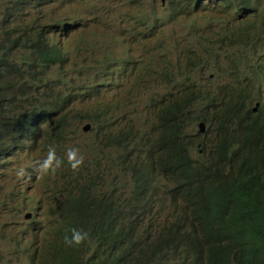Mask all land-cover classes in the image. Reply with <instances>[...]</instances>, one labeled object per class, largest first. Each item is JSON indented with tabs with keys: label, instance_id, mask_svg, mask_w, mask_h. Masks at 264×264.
<instances>
[{
	"label": "trees",
	"instance_id": "trees-1",
	"mask_svg": "<svg viewBox=\"0 0 264 264\" xmlns=\"http://www.w3.org/2000/svg\"><path fill=\"white\" fill-rule=\"evenodd\" d=\"M54 1L11 0L0 13V160L26 144L48 148L71 119L94 125L102 140L109 141L106 131L116 127L114 121L104 123L105 104L90 103L101 95L100 88L111 86L113 73L91 66L96 58L98 64L110 61L109 47L96 51L88 68L102 84L86 79L89 85H78L61 77L79 48L64 49L60 38L68 24L46 20L40 11ZM153 2L131 3L132 30L141 38L156 33ZM198 7L217 8L227 22L217 18L213 34L195 38L186 50L185 78L178 85L188 84L160 101L149 148L127 157L137 135L126 127L121 134L110 131V146L122 150L116 158L92 171L89 162L85 176L68 163L69 170L63 166L62 191L68 193L52 209L58 220L49 226L52 235L28 256L35 253L33 264H264V89L256 83L262 65L255 62L264 45V0H183L174 18ZM19 15H28L24 27L16 21ZM139 40L131 34V43ZM163 64L159 76L172 83L171 62ZM209 64L212 74L244 86L237 98H219L207 76L195 85L193 75L209 70ZM255 103L260 104L256 113ZM54 119L59 121L56 138L46 131ZM198 122L206 128L202 135L193 133ZM195 138L202 148L197 157L192 155ZM73 227L89 231L91 241L67 247L63 238ZM21 242L13 240L16 248Z\"/></svg>",
	"mask_w": 264,
	"mask_h": 264
},
{
	"label": "rangeland",
	"instance_id": "rangeland-1",
	"mask_svg": "<svg viewBox=\"0 0 264 264\" xmlns=\"http://www.w3.org/2000/svg\"><path fill=\"white\" fill-rule=\"evenodd\" d=\"M10 1L0 0V13L5 11ZM137 1L55 0L40 9L46 13V20L68 24V28L63 32L64 35L60 38L61 46L70 53L75 44L79 48L77 53L70 55L69 65L63 70L61 77L76 79L78 85L82 83L89 85V82L98 80L93 78V73L88 71V68L95 52L102 51L106 46L109 47L110 61L98 64L100 61L96 58L91 66L100 67L103 74L106 64H111L114 74L108 82L113 87L121 82L124 84L121 88L123 91L114 93L100 88L101 95L91 98L90 103L94 107L100 104L108 107L109 111L104 116V123L114 121L116 124L114 130H125L126 127L135 130L137 145L132 150L128 148L125 151L127 157L131 154L136 155L140 150L145 152L154 140L156 135L154 114L159 107V101L169 92L185 90L183 86L166 88L159 83L158 73L166 65H162L163 61L165 63L170 61L171 66H168V69L175 71L177 66L173 65L174 61L186 62L188 56L186 50L191 48L195 38L204 39L206 36H211L216 19L220 18L217 8L212 11L197 9L191 14L174 18V14L179 10L176 4L183 0H172L171 7L164 10L156 7L153 2L157 17L153 25L156 27V33L151 38H141L132 30L136 15L131 3ZM159 3L157 0L156 5L159 6ZM27 16L16 17L21 27L25 26ZM130 17L133 18L132 23L129 21ZM131 34L140 37V40L131 43ZM114 61H117L116 64H113ZM218 64L225 66L222 62ZM209 66L211 69L214 67L213 64ZM75 68H78V73ZM55 73L53 71V74ZM86 79L89 82H84ZM136 82H139L140 92L133 93L128 102L126 91L135 86ZM118 103H120L119 108ZM78 108L82 113L86 111L80 103ZM83 125L74 130L75 134L70 137L73 143L81 146L82 149H78L84 156L89 154L86 148L90 142V134L81 132ZM39 129L41 131L42 126H39ZM68 147L67 144L62 149L64 154ZM118 155H120L118 150L105 149L102 154L95 153L92 157L88 156L87 160H90L92 171L100 166L102 161L116 158ZM45 157L42 147L36 143L32 147L28 145L20 155L10 158L9 164L5 159L0 161V264H33V255L40 251L49 238L52 229L49 226L54 227L58 223L52 209L66 197L65 191H62L64 184L60 170L58 169L55 175L40 176L32 168L34 161ZM18 167H25L31 179L17 180L15 172ZM81 175H86L85 170ZM17 193L21 195L11 196ZM27 214L31 215L29 219H25ZM14 239H22L18 248L13 243ZM33 252L35 253L28 258Z\"/></svg>",
	"mask_w": 264,
	"mask_h": 264
},
{
	"label": "clouds",
	"instance_id": "clouds-1",
	"mask_svg": "<svg viewBox=\"0 0 264 264\" xmlns=\"http://www.w3.org/2000/svg\"><path fill=\"white\" fill-rule=\"evenodd\" d=\"M159 2H160L159 6H157L156 5L157 0H154L155 6L158 7L159 9H162V10L167 9L168 7H171V4H172V0H165L164 3L161 0H159ZM197 9H204V7L194 8L191 10V12L189 14H191L192 12H194ZM244 16L247 17V20H250L251 19L250 17L252 16V14L250 13L249 10H246L244 12ZM220 17L222 18L221 22H224V24H225L227 22V16L225 14H220ZM199 52L202 56L204 55L203 51L201 49H199ZM259 54L262 55V57L260 59L256 60L255 62L260 63L262 65V70H261L259 76L257 77L256 83H259L260 88L263 90L264 89V84H263L264 45L259 47ZM173 65L177 66V69L175 71H173L171 68L168 69V77L173 80L172 83H167V82L163 81L160 78L159 73H158L159 83L166 88H171L172 86H174V87H182L183 86V85L179 86L178 84L182 83L184 78H185L186 70L184 67V62L174 61ZM106 71L113 73L112 66H110V68L108 70L105 69V72ZM211 71H212V69L210 68L209 70H205L202 74H199V73L194 74L193 77H194L195 85L200 82V78H204L207 76L208 79L211 81V85L214 88V90L216 91L219 98H234V99L237 98V91L242 89L244 86L242 84H238L237 82L232 81L228 77H225V76L220 77L219 75L221 73L212 74ZM208 72H209V74L207 75ZM108 84H110V83H108ZM138 84H139V82H136L135 86L129 88L126 91V100L128 102H130L131 95L133 93L136 94V93L140 92ZM187 84H188V82H186L185 86ZM110 85H111L110 87H108V88L105 87V88L114 92V93H119V92L123 91V89H121V88L124 87V84H122L121 82L116 87H113L112 84H110ZM185 86H183V88H185ZM232 90H234V92H232ZM167 97H168V94H167V96L163 97L161 99V101L167 99ZM119 106H120V103L118 104V108H119ZM159 107H160V101H159ZM259 107H260V104L255 103V105L252 107V111L254 113H256L257 110L259 109ZM254 108H256V111L253 110ZM157 111H158V109L155 112H157ZM200 123L199 122L197 123V125H196L197 129H195V128L193 129L194 134L199 133L202 135L205 133L206 128H205L203 123L202 124L204 126V131L202 133L199 132L198 125ZM82 124H84V125L81 127V132L83 134H86V133L90 134V142H89L88 147L86 148L89 151V154L83 153L85 156V160H87L88 156H91V157L94 156L95 153H101L102 154L105 149L118 150V151H120V154L122 153L121 149H119L117 147H111L110 146V140H111L110 131L121 134V132H124L128 128H126L125 130H122V129H119V130L115 129L114 130L113 129V130L106 131V135L110 137V140L108 141V140H102L101 139L102 135L98 134L97 128L94 125H91L89 122L71 119L69 122V126L64 129V132H63V135L61 138L55 139L54 142L52 143V145H49L48 148L42 147L43 153L46 154V157L42 160H37V161L33 162L32 168L38 175H40V176L55 175V173L57 172L58 169L60 170V174H61V172L63 170V166L65 169L69 170L67 163L73 171L84 170L88 166L90 160H87L86 163H84L85 162L84 156L80 153V150L82 149L81 146H78L77 144L73 143V140L70 137V135H72L74 133V130H77L78 127ZM46 131H47L48 135H52L54 138H56L58 133H59V121L57 119H54L52 122H50L46 126ZM132 132H133V129H132ZM128 138H132V136H130ZM198 140H199V138L194 139L195 146H196L194 148L193 153H192V155L194 157H197V151L199 152L200 155H202V148H201V146L198 145V143H197ZM67 144L69 147L66 150V153L64 154L62 149ZM27 146H28V144L24 145L23 150H25ZM23 150L19 151L18 153L14 154V155H11L7 158H4L5 161L9 164L10 158L20 155L23 152ZM150 154H151V152H150ZM1 160H3V159H1ZM15 175H16L17 180L27 181V180L31 179V177H30V175H29V173L25 167H18L16 172H15ZM64 182H65V179H63V183ZM64 186H65V184H64ZM71 188L72 187H67V189H71ZM73 191H75V190H73ZM65 193L67 195L68 190H65ZM20 195H21V193H17L16 195L12 194L11 196L19 197ZM52 231H53V229H51L49 237L52 235ZM69 231H70V235L65 234V236L63 238V242L67 247H79L82 244L91 241L90 232L87 230H84L82 228L73 227Z\"/></svg>",
	"mask_w": 264,
	"mask_h": 264
},
{
	"label": "water",
	"instance_id": "water-1",
	"mask_svg": "<svg viewBox=\"0 0 264 264\" xmlns=\"http://www.w3.org/2000/svg\"><path fill=\"white\" fill-rule=\"evenodd\" d=\"M161 1L164 3L165 0H161ZM253 110L256 111V108H254ZM198 128H199V132H200V133H202V132L204 131V126H203L202 123H200V124L198 125ZM29 218H30V214H27V215L25 216V219H29Z\"/></svg>",
	"mask_w": 264,
	"mask_h": 264
},
{
	"label": "bare ground",
	"instance_id": "bare-ground-1",
	"mask_svg": "<svg viewBox=\"0 0 264 264\" xmlns=\"http://www.w3.org/2000/svg\"><path fill=\"white\" fill-rule=\"evenodd\" d=\"M77 18H79V17H77ZM82 19H84V18H82ZM80 21H81V19H80ZM76 23H77V21H76ZM81 23V22H80ZM80 35V34H79ZM80 37H81V35H80ZM93 49V48H92ZM23 184V183H22ZM18 191V190H17ZM78 222V221H77ZM72 223V222H71Z\"/></svg>",
	"mask_w": 264,
	"mask_h": 264
}]
</instances>
